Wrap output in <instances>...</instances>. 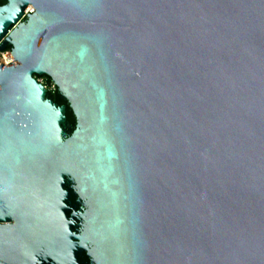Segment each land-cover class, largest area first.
I'll list each match as a JSON object with an SVG mask.
<instances>
[{
	"label": "water",
	"instance_id": "obj_1",
	"mask_svg": "<svg viewBox=\"0 0 264 264\" xmlns=\"http://www.w3.org/2000/svg\"><path fill=\"white\" fill-rule=\"evenodd\" d=\"M8 46L0 262L264 264V0H6Z\"/></svg>",
	"mask_w": 264,
	"mask_h": 264
},
{
	"label": "flooded vegetation",
	"instance_id": "obj_2",
	"mask_svg": "<svg viewBox=\"0 0 264 264\" xmlns=\"http://www.w3.org/2000/svg\"><path fill=\"white\" fill-rule=\"evenodd\" d=\"M56 90H57V87H56ZM47 96H48V94H47ZM59 105H61V104H59ZM66 110H67V107H66ZM68 127H69V124H67L65 131ZM70 186H71V184H70ZM65 189L70 190V192H71L69 200L66 201V203L69 207L68 210L66 211V214H67L68 219H70L72 221V227H71L72 233L81 236L84 229H85V222L82 218V214H84V212L86 211L87 208L84 205V201L79 200L78 196L75 195L71 189H69V185L65 186ZM0 264H3V263L0 262ZM38 264H56V263H54L52 260H48V261L40 260ZM64 264H97V262L89 254V250L87 248H85V249H79L78 248V250L76 249V256L74 258L70 257L69 259H67V262H65Z\"/></svg>",
	"mask_w": 264,
	"mask_h": 264
},
{
	"label": "trees",
	"instance_id": "obj_3",
	"mask_svg": "<svg viewBox=\"0 0 264 264\" xmlns=\"http://www.w3.org/2000/svg\"><path fill=\"white\" fill-rule=\"evenodd\" d=\"M6 0H0V6L5 4ZM7 49H11V46H8ZM46 77V79L51 82L50 77L44 75ZM48 96L56 103L58 104H65L67 107L66 110V120L67 123L69 124V127L66 129L67 133L70 134L72 132V130L75 127V123H76V119L75 116L73 114V112L71 111V109L69 108L68 103L62 99L58 94H57V90H55L54 92H48Z\"/></svg>",
	"mask_w": 264,
	"mask_h": 264
},
{
	"label": "rangeland",
	"instance_id": "obj_4",
	"mask_svg": "<svg viewBox=\"0 0 264 264\" xmlns=\"http://www.w3.org/2000/svg\"><path fill=\"white\" fill-rule=\"evenodd\" d=\"M8 54H10V53H6L5 55H8ZM4 59V61H5V58H3ZM37 77V79L41 82V83H43L44 85H45V87H46V89H47V92H54L55 91V85H54V83L51 81V82H49L47 79H46V77L45 76H36Z\"/></svg>",
	"mask_w": 264,
	"mask_h": 264
},
{
	"label": "bare ground",
	"instance_id": "obj_5",
	"mask_svg": "<svg viewBox=\"0 0 264 264\" xmlns=\"http://www.w3.org/2000/svg\"><path fill=\"white\" fill-rule=\"evenodd\" d=\"M28 8H29V10H31V9H32V6L30 5V6H28ZM9 51H10V50H9ZM6 53H10V54L5 55ZM2 58H5V61H6V62H11V63H12V62L15 61L13 55L11 54V51H10V52H5V53H4V57H2ZM2 61L4 62V59H2Z\"/></svg>",
	"mask_w": 264,
	"mask_h": 264
},
{
	"label": "built area",
	"instance_id": "obj_6",
	"mask_svg": "<svg viewBox=\"0 0 264 264\" xmlns=\"http://www.w3.org/2000/svg\"><path fill=\"white\" fill-rule=\"evenodd\" d=\"M28 12H33V8H32L31 10H29V8H27L26 11H25V14H27ZM9 50H10V49H7V50H5V51H3V52H0V62H1V63H4L5 66H8V64L11 63V62H6V61L3 62V61H2V59H3L2 57H4V53H5V52H9Z\"/></svg>",
	"mask_w": 264,
	"mask_h": 264
}]
</instances>
